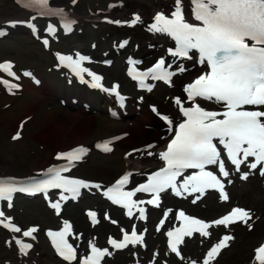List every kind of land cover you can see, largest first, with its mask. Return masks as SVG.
Segmentation results:
<instances>
[{"label": "snow or ice", "instance_id": "snow-or-ice-1", "mask_svg": "<svg viewBox=\"0 0 264 264\" xmlns=\"http://www.w3.org/2000/svg\"><path fill=\"white\" fill-rule=\"evenodd\" d=\"M20 2L25 8L40 10L42 15L60 16L64 21L65 31H72L74 21L66 20L63 9H52L49 0H20ZM174 2L175 10L171 15L156 14L149 30L166 34L174 40L175 48L168 50L172 58L192 59L190 53H196L199 63L206 65L209 71L202 73L184 87L186 102L191 106L185 107V101L179 97L174 100L185 119L179 123L174 138L168 143L166 150L156 154L163 161L164 166L150 174L145 183L133 190H125L132 176L129 172L104 191L103 194L112 203L127 210L126 215L129 218L133 217L135 210L139 213V219H146V210L142 205L147 203L159 207L160 193L169 189L178 197L187 198L185 194L194 196L191 201L193 204L200 200L208 189H216L219 192V198L222 201H228L229 196L221 178L207 170L208 166L215 165L223 177L229 176L218 145L222 146L227 159L237 171L250 157L254 158V161L248 165L250 169H256L258 166L264 169V0H190L192 17L199 24L190 23L185 19L182 0H174ZM140 22L141 17L136 15L130 24L135 25ZM115 23L119 24L120 21ZM28 27L32 28L33 32L36 31L35 25L29 23ZM55 31V27L49 25L48 32L55 34ZM0 35L4 33L0 32ZM43 43L47 46L49 41L45 39ZM127 43V41L122 42L120 47L123 48ZM57 56L60 63L79 77L81 82H88L84 79L86 73L91 77V87L115 95L123 106L125 97L120 94L119 85H114L111 89L105 88L102 84L103 78L83 66L85 61H90L89 57L80 53H76L75 59L71 55L58 53ZM137 63L140 62L129 60L128 75L138 82L141 89L149 92L154 85L146 81H163L171 85L172 77L176 74L171 70V65L165 66L163 58L145 71L137 70L135 67ZM12 67L11 62L0 64V69L9 76L16 77ZM178 71L182 73L185 69L178 65ZM24 75L28 76L31 73L26 72ZM16 78L19 79V77ZM0 82L9 92L19 87V85L10 84L7 80ZM199 101L221 105L224 110L222 112L207 110ZM247 106L261 110H247ZM164 119L168 118L164 117ZM168 123L171 125L172 121L168 120ZM19 138V133L13 137V139ZM110 145L111 141L97 147L104 151H111ZM87 151L88 149L81 146L68 152L58 153L56 159L66 160L67 164L63 167L54 166L47 169L42 174L45 179L30 178L28 181H17L15 178H0V202L7 201V207L11 208L15 193L33 195L43 193L47 198L50 189H59L61 190L59 200L49 201L50 206L59 215L61 201L76 199L81 189L101 187L99 184L64 175L71 171L75 162L81 160ZM148 155L153 153L148 152ZM190 169L196 171L184 175ZM260 174L264 175V170ZM180 177H183V180L178 183ZM247 178L248 174L245 173L242 179ZM137 193L151 194L152 199L135 200L133 198ZM171 211L168 209L164 212V218L159 221L157 231L164 225ZM88 215L94 224L98 222L95 212L90 211ZM175 219L181 221L182 226L168 230L166 235L169 238L168 245L171 252L183 260L184 257L178 246L183 243L184 237H190L193 233L209 237L211 233L208 230L213 226L228 227L237 221L247 224L251 216L249 211L236 207L228 214L211 222L189 216L183 210L178 212ZM112 223L117 222L113 220ZM0 226L14 233L22 231L11 222V218L7 217L3 210H0ZM37 231L36 227H32L23 231L22 235L35 239L33 234ZM47 235L63 260L68 264L77 261V249L68 240L69 236H74L72 225L68 221H64L61 230H49ZM75 238L79 239V237ZM143 239V235H138L133 225L130 234L127 231L123 232L122 240L109 238L108 243L116 249H123L129 244L133 246L143 244ZM231 239V236H224L212 246L203 264H211L219 251L228 246V241ZM15 243L19 245V251L23 255H27L32 247L21 239H15ZM89 248V254L82 257L79 264H101L105 256L111 255L107 248L97 247L94 240L89 241ZM191 264L196 262L192 261ZM252 264H264V244L254 250Z\"/></svg>", "mask_w": 264, "mask_h": 264}, {"label": "rangeland", "instance_id": "rangeland-1", "mask_svg": "<svg viewBox=\"0 0 264 264\" xmlns=\"http://www.w3.org/2000/svg\"><path fill=\"white\" fill-rule=\"evenodd\" d=\"M58 1L60 3L67 2V0ZM105 1L79 0L75 11L83 14L88 11V6H104ZM150 1L152 2V0ZM124 2L125 11L140 7L145 9L148 6L147 0H124ZM136 2H142V4L136 5ZM14 6L13 0H0V20L8 18L10 15L13 16L21 13L19 10H17L16 14L9 13ZM118 14L121 15L122 13L118 12ZM81 21L79 29H82V31L80 33L75 31L67 39L66 45L63 46L64 49L70 48L75 43L88 48L90 42L95 41L99 51H102V48L108 46L120 34L136 32L132 29L123 30L105 24L94 28L89 23L83 22V19ZM142 44H144V41L140 40V45ZM58 45H61V43ZM5 56L14 57L19 66H30L35 69L43 82V87L30 86L28 85L30 82L26 81L25 89L21 95L9 98L0 94V173L17 175L31 173L35 169L34 167L41 168L50 162L53 150H56V148L65 149L80 142L90 144L95 138L126 130L125 125L129 119L115 120L107 115L105 109L86 110L80 106L72 107L69 104H60L58 100L60 96L66 97V95L72 94H83L84 97L91 99L94 104L99 106L102 105L103 98L95 96L94 92L66 85L63 79H60L55 73L50 72L48 70V65L52 61L50 51H44L36 41L29 37L24 29L16 28L11 32V35L0 39V58ZM116 60L119 63L120 57ZM105 70L108 79L115 76L121 80L123 77L120 69H117V75H110L108 74V69ZM168 92L170 90L164 88L161 94L153 93V100L157 102V97L161 100H166ZM149 100L151 99L146 96V101L143 104L146 110L145 114L149 112L146 106V102ZM10 101L12 103L9 107H2L4 103ZM158 105L162 108L165 107L159 103ZM132 107L136 109V106ZM23 116H29L26 126L22 130L23 136L18 140L12 141L9 139V134L17 125L18 120ZM140 118L141 116L139 115L137 119ZM143 123L144 121L140 125L144 128L145 125ZM157 124L159 123L157 122ZM44 131H47V134L53 133L56 139L49 142L46 138L39 137ZM147 138L142 134L119 142L114 151L109 154L93 151L76 173L87 177L109 180L125 167L122 151L128 146H137L142 142L148 141L149 138L148 140ZM108 169L107 174L102 173ZM71 206L77 207L80 214H82L81 208L83 204L76 203L69 205V207ZM10 211L23 225L28 222H38L44 225L51 219L49 211L38 198L26 199L19 197L18 203L16 202L14 208L10 209ZM3 237L4 234L0 232V264L3 263L4 258L7 259L10 256L15 258L14 251L3 244ZM235 245L234 243L230 246L220 256L216 264H220L221 260L233 251ZM44 252H46L45 255ZM32 254L33 256H38L39 261L42 259V262L46 264L57 262L56 258L50 254V251L44 245H38ZM120 255H125L124 257L126 258L123 259V264H126L129 257H127L126 253H119L117 256Z\"/></svg>", "mask_w": 264, "mask_h": 264}, {"label": "bare ground", "instance_id": "bare-ground-1", "mask_svg": "<svg viewBox=\"0 0 264 264\" xmlns=\"http://www.w3.org/2000/svg\"><path fill=\"white\" fill-rule=\"evenodd\" d=\"M147 2L149 3V7H146L145 11L148 12V14H150L151 8L153 10L154 8H156L157 4L155 0H152V2L148 0ZM17 10L21 11L20 9L14 6L9 13L16 14ZM143 14H145V12ZM132 35L138 39H142L143 37L141 34L138 36L136 32H133ZM141 48H142L141 52H143L145 50L144 45H142ZM144 53L145 54L150 53V49L145 50ZM119 67L120 66H117V65L115 67L111 66L110 68H108V74L117 75V69ZM185 78H187V76ZM124 86L126 87V85ZM162 105L167 106V104H163V103ZM145 112L146 110L143 108L141 109V113L139 112L137 115L135 116L133 115L130 117V121L128 120V122L125 125L126 130L129 131V133L127 136L120 139L118 142H122V141L130 139L131 137L139 136L142 134L143 136L148 137L150 140L151 139L154 140L160 134L164 133V131L160 127L162 126V124L161 123L157 124V122L154 120V117L148 114H145ZM132 113H136V110L133 109ZM139 115L141 116V118L136 121ZM142 121H144L145 125H147L148 127H145L144 125H143L144 128L141 127L140 123ZM133 122H135V126L133 125ZM39 137L44 138V139L46 138V140L49 142H52L53 139H56L53 133L47 134V131H44ZM143 143L145 142H142L140 144H143ZM142 160L143 159H140V158L130 157L129 159H127L126 163H128L131 167H138L140 165L139 163H141ZM34 168L38 169L40 167H34ZM107 171H109V169L106 171H103L102 173L107 174ZM256 178L257 177L255 176L253 180L249 179L248 181H246L247 183H245V185L243 186L232 185V188H231L232 197L230 201H234L235 199H237L239 202L246 204L248 207L255 210V215L258 216V218L255 221V226L253 227V231L247 232L245 230L242 231L241 228L235 229L236 237L233 240V242L235 241L236 245L233 251L230 252L223 260H221L220 264H243L241 260L249 254V250L251 246L257 241V238L260 232L263 231L264 229V193L260 191L261 184ZM220 207H223V204H220L211 198V199L206 200V204H204L203 206H198V209L196 208L195 209L196 211L202 214L211 215L215 213L213 211L218 210ZM192 209H194V207H192ZM67 214L73 218V222L77 225L79 229L84 230L86 234L89 232L90 228L87 227L85 218L82 216V214H80L79 209L77 207H74V206L70 207L67 211ZM111 228L112 226H110L109 224L103 221L100 223L99 227L96 228V230H99V229L104 230V229H111ZM157 243H161V238L158 239L156 237L155 239L154 236H152V234L150 233L149 234V246H152V248H154L155 246H157ZM231 245L232 243L230 244V246ZM197 250H198V246H195V249L193 250H189L188 248L185 249V251L190 254H195ZM224 251L225 249L223 250V252ZM221 254L222 253L218 255V257L212 264H216L219 261L218 259L220 258ZM138 255L143 256V257L150 256L151 255L150 247L145 250H142L141 252L138 253ZM250 255L251 253L244 260L248 262ZM124 256L125 255H120V256L116 255L115 258L111 259L110 264H123L124 262L123 259L125 258Z\"/></svg>", "mask_w": 264, "mask_h": 264}]
</instances>
